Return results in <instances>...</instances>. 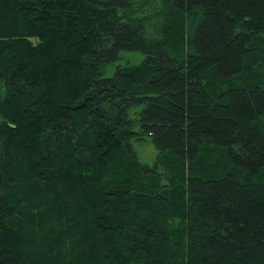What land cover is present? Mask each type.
<instances>
[{"label": "trees", "instance_id": "obj_1", "mask_svg": "<svg viewBox=\"0 0 264 264\" xmlns=\"http://www.w3.org/2000/svg\"><path fill=\"white\" fill-rule=\"evenodd\" d=\"M136 1L0 0V264H264V0Z\"/></svg>", "mask_w": 264, "mask_h": 264}, {"label": "rangeland", "instance_id": "obj_2", "mask_svg": "<svg viewBox=\"0 0 264 264\" xmlns=\"http://www.w3.org/2000/svg\"><path fill=\"white\" fill-rule=\"evenodd\" d=\"M136 2L139 3L138 5H140V3H142L143 1L137 0ZM151 4H152V2H151ZM156 5H158V3L153 2V6H156ZM146 8L147 7L144 6L141 9V11L144 10L145 12H147ZM148 12H149V10H148ZM174 22H175L174 20L173 21L171 20V21H169V24L172 23V25H173ZM121 58H122V60H120V62L107 67L106 72H105L106 77L113 76L114 71H115V67L117 65L124 66L127 63L129 65H133V66L139 65L142 62L144 56L139 55V54H123V55H121ZM134 130L135 131L138 130L137 125L135 126ZM131 149L134 152V154L136 155V157H137V159L141 165L152 166L154 164L156 157H157V153H156L153 145L150 143L148 138H145L144 140L132 141L131 142Z\"/></svg>", "mask_w": 264, "mask_h": 264}]
</instances>
